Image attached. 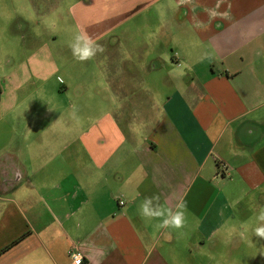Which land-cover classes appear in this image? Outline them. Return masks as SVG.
Listing matches in <instances>:
<instances>
[{
	"label": "crops",
	"instance_id": "0c3cea01",
	"mask_svg": "<svg viewBox=\"0 0 264 264\" xmlns=\"http://www.w3.org/2000/svg\"><path fill=\"white\" fill-rule=\"evenodd\" d=\"M262 206L264 0H0V264H221Z\"/></svg>",
	"mask_w": 264,
	"mask_h": 264
},
{
	"label": "clouds",
	"instance_id": "9594fccd",
	"mask_svg": "<svg viewBox=\"0 0 264 264\" xmlns=\"http://www.w3.org/2000/svg\"><path fill=\"white\" fill-rule=\"evenodd\" d=\"M219 7V4H217ZM218 13L215 10H211L209 15L211 18H215ZM225 15L226 14H221ZM201 24H197V27H201ZM72 51V55L78 61L84 62L91 60L96 56L98 52H103L104 48L97 41L93 40L86 32H78L74 38V42L69 44ZM186 203H179L174 211L171 207H164L160 203V197L154 195L146 197L139 207V214L145 220L162 218L156 225L157 228L165 229H180L185 225L186 220ZM256 220L259 222V226L254 229V235L258 239H264V206L260 207L256 214Z\"/></svg>",
	"mask_w": 264,
	"mask_h": 264
},
{
	"label": "rangeland",
	"instance_id": "374dc122",
	"mask_svg": "<svg viewBox=\"0 0 264 264\" xmlns=\"http://www.w3.org/2000/svg\"><path fill=\"white\" fill-rule=\"evenodd\" d=\"M234 243L235 250L228 257L221 256V264H264V240L252 235V238L241 237Z\"/></svg>",
	"mask_w": 264,
	"mask_h": 264
},
{
	"label": "built area",
	"instance_id": "2783aa9c",
	"mask_svg": "<svg viewBox=\"0 0 264 264\" xmlns=\"http://www.w3.org/2000/svg\"><path fill=\"white\" fill-rule=\"evenodd\" d=\"M222 170L225 172L227 169L226 164L220 166ZM72 261L71 264H85L84 255L81 251H71L70 253Z\"/></svg>",
	"mask_w": 264,
	"mask_h": 264
},
{
	"label": "trees",
	"instance_id": "16d2710c",
	"mask_svg": "<svg viewBox=\"0 0 264 264\" xmlns=\"http://www.w3.org/2000/svg\"><path fill=\"white\" fill-rule=\"evenodd\" d=\"M22 237H23V236H21L20 238H18L17 240H15V242L19 241ZM15 242H13V243H15ZM7 247H8V246H7ZM7 247H6V248H7Z\"/></svg>",
	"mask_w": 264,
	"mask_h": 264
}]
</instances>
